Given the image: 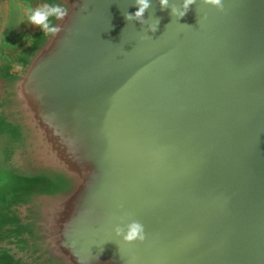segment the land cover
<instances>
[{
  "label": "water",
  "instance_id": "95a60500",
  "mask_svg": "<svg viewBox=\"0 0 264 264\" xmlns=\"http://www.w3.org/2000/svg\"><path fill=\"white\" fill-rule=\"evenodd\" d=\"M223 2L178 19L152 0L141 24L134 0H0L21 18L0 208L25 206L47 264H264V0ZM44 3L70 10L57 37L28 22ZM130 220L143 242L115 234Z\"/></svg>",
  "mask_w": 264,
  "mask_h": 264
},
{
  "label": "clouds",
  "instance_id": "9594fccd",
  "mask_svg": "<svg viewBox=\"0 0 264 264\" xmlns=\"http://www.w3.org/2000/svg\"><path fill=\"white\" fill-rule=\"evenodd\" d=\"M137 10L132 12L124 13L126 20L128 21H139L141 24L145 22V13L152 7V0H134ZM161 10L171 9L172 15L179 18L183 17L188 11L189 6L196 3V0H182L179 7L176 4L170 5V0H158ZM206 5H211L216 7L218 10H224L223 0H202ZM70 10L58 3H44L37 7L28 8V22L34 26L42 29L43 34L52 35L57 37L62 31V24L64 20L68 17ZM53 20L61 21L60 24H54ZM157 27L149 25L150 31H156ZM115 234L122 237L123 241L126 243H133L136 241L143 242L146 238L145 227L138 220H130L125 224L116 225Z\"/></svg>",
  "mask_w": 264,
  "mask_h": 264
},
{
  "label": "flooded vegetation",
  "instance_id": "af4514ba",
  "mask_svg": "<svg viewBox=\"0 0 264 264\" xmlns=\"http://www.w3.org/2000/svg\"><path fill=\"white\" fill-rule=\"evenodd\" d=\"M7 16V23L0 26V48L11 47L19 34V10L11 5ZM8 22L11 24L10 30L6 29ZM9 163L17 166L14 157ZM25 214L24 205H12L7 214L0 208V264H47L33 250L27 234L18 230V224L23 221Z\"/></svg>",
  "mask_w": 264,
  "mask_h": 264
},
{
  "label": "rangeland",
  "instance_id": "374dc122",
  "mask_svg": "<svg viewBox=\"0 0 264 264\" xmlns=\"http://www.w3.org/2000/svg\"><path fill=\"white\" fill-rule=\"evenodd\" d=\"M18 10V9H17ZM8 15V14H7ZM8 18V16H6V18H3V17H1V15H0V26H2V25H4L5 23H7V21H6V19ZM20 21H21V19H20ZM20 23V22H19ZM11 24H10V22H8V24H7V27H6V29L7 30H10L11 29V26H10ZM20 27H19V34H20ZM18 34V35H19Z\"/></svg>",
  "mask_w": 264,
  "mask_h": 264
}]
</instances>
